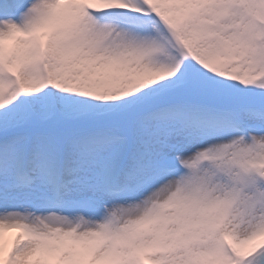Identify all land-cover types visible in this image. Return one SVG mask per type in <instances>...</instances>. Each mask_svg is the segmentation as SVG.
Here are the masks:
<instances>
[{
	"label": "snow or ice",
	"instance_id": "snow-or-ice-1",
	"mask_svg": "<svg viewBox=\"0 0 264 264\" xmlns=\"http://www.w3.org/2000/svg\"><path fill=\"white\" fill-rule=\"evenodd\" d=\"M0 264H264V0H0Z\"/></svg>",
	"mask_w": 264,
	"mask_h": 264
}]
</instances>
